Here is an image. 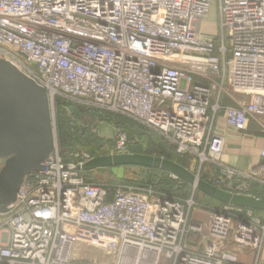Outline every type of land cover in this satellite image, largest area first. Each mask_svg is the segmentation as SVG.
Instances as JSON below:
<instances>
[{"label":"built area","instance_id":"1","mask_svg":"<svg viewBox=\"0 0 264 264\" xmlns=\"http://www.w3.org/2000/svg\"><path fill=\"white\" fill-rule=\"evenodd\" d=\"M213 4L218 39L201 33ZM0 58L45 89L55 134L45 170L0 211V264H244L224 248L231 236L260 264L259 214L221 205L202 223L192 201L89 179L77 167L95 156L65 162L57 111L66 102L124 117L219 170L215 186L248 194L250 181L264 185V144L247 170L222 156L226 130L248 134L254 122L264 133V0H0ZM131 143L120 135L109 154ZM89 248L102 254L85 263L76 254Z\"/></svg>","mask_w":264,"mask_h":264},{"label":"water","instance_id":"2","mask_svg":"<svg viewBox=\"0 0 264 264\" xmlns=\"http://www.w3.org/2000/svg\"><path fill=\"white\" fill-rule=\"evenodd\" d=\"M76 107H71L74 114ZM84 133V129H81ZM138 135L151 133L136 127ZM55 149V134L48 95L33 79L10 62L0 58V211L15 203L25 178L45 170L44 162ZM127 167L154 169L192 186L206 197L223 205L264 213V199L251 194L219 188L187 167L164 157L132 153L95 156L77 170L83 173L109 170L124 180Z\"/></svg>","mask_w":264,"mask_h":264},{"label":"rangeland","instance_id":"3","mask_svg":"<svg viewBox=\"0 0 264 264\" xmlns=\"http://www.w3.org/2000/svg\"><path fill=\"white\" fill-rule=\"evenodd\" d=\"M219 13H218V5L213 4L210 8V12L207 16V18L204 20L201 26V33L210 35L213 37L221 38V29L219 26ZM227 46H228V41H227ZM82 109V108H81ZM85 110V109H84ZM101 113V114H97ZM113 115L112 113L108 112H103V111H87L84 112V115L82 116L83 119H80V124L84 126V132L86 133V138L80 147V145H76L73 143V138L67 145L65 146V155L67 158L71 159V153L76 154H82V153H87L85 152L83 146L87 145H93L97 142L99 143L97 146H99V149L103 152L106 153L104 155H107L110 153L112 148H114L116 142L118 141V138L120 135L127 134V124H125L121 119H114L112 117H108ZM116 116V115H115ZM120 117V116H119ZM124 118V117H122ZM126 119V118H125ZM154 134V135H152ZM150 140L148 142H143L140 141L136 136H131L132 137V143L130 144V148L128 149L129 152L132 153H141V154H147V155H153V156H158V157H164L163 155V149L161 148V144H163L164 138L160 137L159 135L152 133ZM264 135V133H262ZM167 142L173 144L172 142L166 140ZM174 145V144H173ZM91 147V146H90ZM176 147V146H175ZM61 149V148H60ZM178 148L176 147V151L178 153ZM179 155L183 156H188L187 160V166L195 173L197 174L200 178H202L203 171L209 167L210 165H205L204 170L200 167L199 163L197 160L189 153H178ZM165 158V157H164ZM227 165V164H226ZM211 167V166H210ZM217 170V169H216ZM99 171V172H98ZM126 175L125 179L126 181H129V183H122L123 185H128L131 187L135 188H141L145 190H151L156 193H163L169 195L171 198L178 199L184 203L186 202H194L195 209L189 207V205H185L187 210L189 209V217H192L194 220H197L202 223H207L209 221V216L210 214L213 213V209H217V205H212L208 203L203 197H200L195 193V189H187L186 191H181V189L175 190L173 193L169 192H164V190H159L157 189L158 187L155 186L154 184H146L144 180H142L139 175L137 174V169L132 167L128 168L126 170ZM95 174L92 176H89L88 178L91 180L95 181H106V179L109 178V172L107 170H97L94 171ZM218 174L219 170H217ZM121 184V183H120ZM254 185L258 186H263L257 181H250L248 183V191H250L251 187ZM264 194V191H262ZM256 230H257V235L263 236L264 238V215H259L256 220ZM253 221V222H254ZM239 221L238 219L234 218L233 219V227H236L238 225ZM203 235V234H202ZM198 236L197 238L193 235H188L187 241L188 243L191 244L193 248L196 250L201 251L204 248V245L202 244L203 239L201 237L203 236ZM262 247H264V242ZM224 248L229 250L232 253H235L236 255H248L251 257V252L245 249L244 247H239L237 244L233 241V237L231 236L230 239L225 243ZM264 250V249H262ZM263 252V251H262ZM102 254V251L96 250L93 248L87 249L85 253H80L77 252V257H81L82 260L86 263V261L91 260V258H97ZM96 256V257H95ZM253 263V258H249L247 260V263L245 264H252Z\"/></svg>","mask_w":264,"mask_h":264},{"label":"trees","instance_id":"4","mask_svg":"<svg viewBox=\"0 0 264 264\" xmlns=\"http://www.w3.org/2000/svg\"><path fill=\"white\" fill-rule=\"evenodd\" d=\"M67 108H70V105L66 102H61L58 106V111H57V132H58V142L61 148V152L62 155L64 157V160L66 163H68L70 161L69 158L66 157V153H65V146L67 145V143H69L68 141H70V138L72 140L73 138V143H75V146L78 144L80 145V147L82 146L85 138H86V133H82L81 131V127L80 125H78L75 129L74 132L71 131V121L77 120L79 123L81 122L80 119H83L82 116L84 115V112H86V110L81 109V108H76V112L73 114L71 111H69ZM97 114H101V113H97ZM108 117H112L114 119H121V121H123L125 124H127V131H128V135L129 136H136L138 139H140V141L143 142H148L150 140V137L145 136V135H138L135 132V128L138 126L137 124L122 118L121 116L119 117L118 115H111ZM154 135V134H152ZM70 137V138H69ZM95 144L93 145H87L83 146V148L85 149L84 151L87 153H91L94 156H99V155H104L106 153H103L100 149L99 146H97L99 143L95 142ZM91 146V147H90ZM161 148L163 149V155L165 158L173 160L185 167H187L189 170H191L188 166H187V160H188V156H183V155H179L176 151V147L175 145L167 142L166 140H163V144H161ZM128 168H132V167H127L126 170H128ZM136 168L137 174L139 175V177L144 180L146 182V184H154L155 186H157L159 190H164V192H169V193H173L175 192V190L178 191V189H181V191H186L187 189H192L193 187L184 183L181 180L172 178L168 173L163 172V171H159V170H154V169H147V168H140V167H134ZM105 169H102L100 171H103ZM109 172V170H107ZM192 171V170H191ZM99 172V171H98ZM127 172V171H126ZM193 172V171H192ZM194 173V172H193ZM83 175H85L86 177L92 176L93 174H95V172H89V173H82ZM219 176L217 170L214 167H207L202 174V179L208 181V182H212V179L217 178ZM127 179V178H126ZM126 179L120 181L117 180L110 172H109V178L106 179L107 182H116V183H129V181H126ZM264 187L263 186H258V185H254L251 187L250 191H248V194L254 195L256 197L259 198H263L264 199ZM195 193L197 195H199L200 197H203L208 203L212 204V205H217V206H221L223 204H220L208 197H206L205 195H203L201 192H199L198 190H195ZM257 214L259 215H264V213L262 212H258L255 211Z\"/></svg>","mask_w":264,"mask_h":264},{"label":"crops","instance_id":"5","mask_svg":"<svg viewBox=\"0 0 264 264\" xmlns=\"http://www.w3.org/2000/svg\"><path fill=\"white\" fill-rule=\"evenodd\" d=\"M225 103L232 104L229 99H226ZM223 123V119H221V128L224 127ZM225 134L227 136V141L222 156L223 163L247 170L262 162L260 154L264 144V135L259 131L256 123H250L248 134L237 133L233 130H226ZM251 257L244 254L238 256L239 260L244 264L247 263V260H249V258L251 259ZM260 264H264V250Z\"/></svg>","mask_w":264,"mask_h":264}]
</instances>
